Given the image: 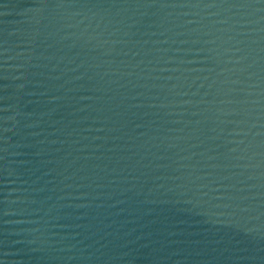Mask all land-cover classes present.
<instances>
[{"label":"water","instance_id":"1","mask_svg":"<svg viewBox=\"0 0 264 264\" xmlns=\"http://www.w3.org/2000/svg\"><path fill=\"white\" fill-rule=\"evenodd\" d=\"M0 264H264V0H0Z\"/></svg>","mask_w":264,"mask_h":264}]
</instances>
